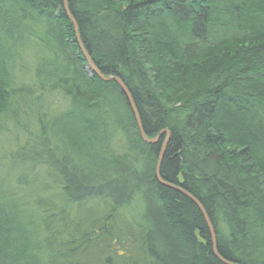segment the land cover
<instances>
[{"label": "trees", "instance_id": "obj_1", "mask_svg": "<svg viewBox=\"0 0 264 264\" xmlns=\"http://www.w3.org/2000/svg\"><path fill=\"white\" fill-rule=\"evenodd\" d=\"M0 0V264H264V0ZM164 132V133H163Z\"/></svg>", "mask_w": 264, "mask_h": 264}, {"label": "water", "instance_id": "obj_2", "mask_svg": "<svg viewBox=\"0 0 264 264\" xmlns=\"http://www.w3.org/2000/svg\"><path fill=\"white\" fill-rule=\"evenodd\" d=\"M64 6H65V10H66V13L68 14L69 18L71 19L72 23L74 24V28H75V32H76V35L78 37V41H79V44L81 45V48H82V52L84 54V56L86 57L87 61L90 63V66L92 68V71L97 74L100 79H102L103 81L105 82H109V81H115L119 86L120 88L123 90L124 94L126 95L127 99L129 100L130 102V105L132 107V110H133V113L135 115V118H136V121L138 123V126H139V129H140V133L144 139L145 142H147L148 144H151V145H154V144H157L158 141H159V137L153 139V140H149L147 139L146 135H145V132H144V128H143V125H142V122H141V118H140V115H139V112H138V109L136 107V104L133 100V97L130 93V91L128 90V88L126 87V85L122 82V80H120L119 78L117 77H110V78H106L105 76H103L99 71L98 69L92 64L91 62V59L89 57V55L86 53V50L84 49L83 45H82V42L80 40V36H79V30H78V26L74 20V18L72 17L70 11H69V8H68V3H67V0H64ZM164 133V132H163ZM166 134H167V139L162 147V150H161V154H160V158H159V163H158V168H157V177H158V180L159 182L169 188V189H172L174 191H177L181 194H183L184 196H186L187 198H189L192 202H194L196 204V206L199 208V210L201 211L203 217L205 218L206 220V223H207V226L210 230V233H211V236H212V241H213V249H214V253L215 255L224 263V264H233V263H230V262H227L225 261L224 259H222L218 253H217V237H216V232H215V229L204 209V207L202 206V204L196 199L194 198L193 196H191L189 193H187L186 191H184L182 188H180L179 186H175V185H172V184H169V183H166L164 182L162 179H161V166H162V161H163V158H164V155H165V152H166V149H167V145H168V142H169V132L166 131Z\"/></svg>", "mask_w": 264, "mask_h": 264}]
</instances>
